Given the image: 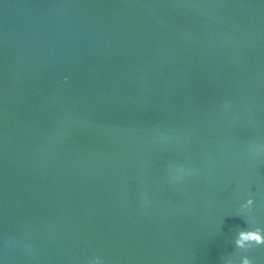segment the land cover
<instances>
[{
  "label": "water",
  "instance_id": "obj_1",
  "mask_svg": "<svg viewBox=\"0 0 264 264\" xmlns=\"http://www.w3.org/2000/svg\"><path fill=\"white\" fill-rule=\"evenodd\" d=\"M257 226L264 0H0V264H264Z\"/></svg>",
  "mask_w": 264,
  "mask_h": 264
},
{
  "label": "clouds",
  "instance_id": "obj_2",
  "mask_svg": "<svg viewBox=\"0 0 264 264\" xmlns=\"http://www.w3.org/2000/svg\"><path fill=\"white\" fill-rule=\"evenodd\" d=\"M253 203V200L249 198L244 204L241 205V208H248ZM234 244L238 249L247 250L254 246L264 245V228L254 227L249 230H240L238 231ZM90 264H102L99 257H95ZM241 264H252L250 259L247 256L241 258Z\"/></svg>",
  "mask_w": 264,
  "mask_h": 264
}]
</instances>
